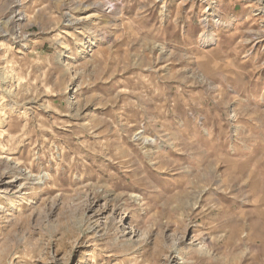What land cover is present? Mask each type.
<instances>
[{
	"label": "rangeland",
	"instance_id": "obj_1",
	"mask_svg": "<svg viewBox=\"0 0 264 264\" xmlns=\"http://www.w3.org/2000/svg\"><path fill=\"white\" fill-rule=\"evenodd\" d=\"M263 209L264 0H0V264H264Z\"/></svg>",
	"mask_w": 264,
	"mask_h": 264
},
{
	"label": "bare ground",
	"instance_id": "obj_2",
	"mask_svg": "<svg viewBox=\"0 0 264 264\" xmlns=\"http://www.w3.org/2000/svg\"><path fill=\"white\" fill-rule=\"evenodd\" d=\"M18 15V14H17ZM21 19V18H20ZM19 19V20H20ZM69 23H72L73 24V21H72V19H71V17H70V19H69ZM2 77H4V76H2ZM4 80H6V79H4ZM5 82V81H4Z\"/></svg>",
	"mask_w": 264,
	"mask_h": 264
},
{
	"label": "crops",
	"instance_id": "obj_3",
	"mask_svg": "<svg viewBox=\"0 0 264 264\" xmlns=\"http://www.w3.org/2000/svg\"><path fill=\"white\" fill-rule=\"evenodd\" d=\"M262 214H264V209L262 210Z\"/></svg>",
	"mask_w": 264,
	"mask_h": 264
}]
</instances>
